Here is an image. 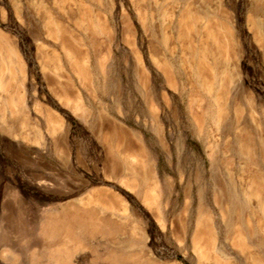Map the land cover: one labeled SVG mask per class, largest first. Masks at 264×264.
<instances>
[{"label": "rangeland", "instance_id": "1", "mask_svg": "<svg viewBox=\"0 0 264 264\" xmlns=\"http://www.w3.org/2000/svg\"><path fill=\"white\" fill-rule=\"evenodd\" d=\"M0 264H264V0H0Z\"/></svg>", "mask_w": 264, "mask_h": 264}, {"label": "bare ground", "instance_id": "2", "mask_svg": "<svg viewBox=\"0 0 264 264\" xmlns=\"http://www.w3.org/2000/svg\"><path fill=\"white\" fill-rule=\"evenodd\" d=\"M166 9H167V8H166ZM196 28H197V27H196ZM12 50H13V49H12ZM11 52L13 53V52H15V51L13 50V51H11ZM16 54H17V53H15V55H16ZM172 54H173V53H172ZM179 58H180V57H179ZM21 132H22V131H21ZM11 133L13 134V132H11ZM8 134H9V133H8ZM11 136H12V135H11ZM12 138H14V136H13ZM123 161H124V160H123ZM215 171H216V170H215ZM113 186H115V185H113ZM94 190H95V189H94ZM94 190H93V191H94ZM99 190H100V189H99ZM96 191H97V190H96ZM91 192H92V191H91ZM99 192H100V191H99ZM105 192H106V191H105ZM93 193H94V192H93ZM97 193H98V192H97ZM97 193H96V194H97ZM108 195H109V194H108ZM230 195H231V194H230ZM236 196H237L236 194H233L231 197L234 198V197H236ZM109 200H110V199H109ZM76 202H77V201H76ZM25 205H26V204H25ZM120 210H121V209H120ZM122 212H124V211H122ZM122 212H117V213H115V215H116V216H121ZM40 213H41V212H40ZM8 237H9V236H8ZM10 238H11V237H10ZM6 239H7V238H6Z\"/></svg>", "mask_w": 264, "mask_h": 264}]
</instances>
